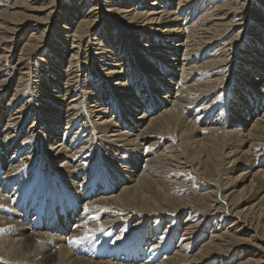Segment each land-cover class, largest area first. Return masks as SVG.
Here are the masks:
<instances>
[{"label":"bare ground","instance_id":"bare-ground-1","mask_svg":"<svg viewBox=\"0 0 264 264\" xmlns=\"http://www.w3.org/2000/svg\"><path fill=\"white\" fill-rule=\"evenodd\" d=\"M135 1L0 12V264H264V0Z\"/></svg>","mask_w":264,"mask_h":264},{"label":"rangeland","instance_id":"rangeland-1","mask_svg":"<svg viewBox=\"0 0 264 264\" xmlns=\"http://www.w3.org/2000/svg\"><path fill=\"white\" fill-rule=\"evenodd\" d=\"M24 0H0V12L2 11V12H5V11H9L8 9H10V8H15V6L17 5V3H18V5L17 6H19V4L21 3V2H23ZM51 1L53 2V1H55V0H40V2L38 3V5L36 6V7H38V8H40L39 10H41L42 12H40L39 14V17L38 18H40V17H42V19L44 20L43 21V23H45V25L48 23V21L49 20H46V22H45V16L44 15H46V14H48L50 11L52 12V11H55V12H63L62 10H58V7H60L61 6V4H62V2L63 1H67L68 3H67V5L70 7V8H76V9H78V10H80V14H81V12H82V14L80 15V14H78V16L77 15H75L74 17L76 18V21H77V18L80 16V17H82L83 16V14H85V13H87V12H89V9L91 8V5H94L93 3H95V2H92L91 3V1H93V0H57V1H55L54 3H53V5H54V8L53 7H51L50 6V3H51ZM98 1V0H97ZM106 1V3L107 4H111V3H114V1L116 2V4H119V5H122V7H125L126 9H131L133 6H135L136 5V1L135 0H105ZM223 1H228V0H218V2H223ZM230 1V0H229ZM228 1V2H229ZM236 1V6H237V4H238V6H237V8L239 9V11L240 12H242L243 14H241V16H236V19H240V18H244L245 17V15H247L246 13L248 12V10H250L251 12H252V9L253 8H257V9H259V8H261L260 6H258V5H256L257 3V1L258 0H235ZM10 2V3H9ZM79 2H82L79 6H80V9H79V7L77 6L78 4H79ZM230 2H234V0H231ZM70 3V4H69ZM41 4V5H40ZM44 4V6H42ZM73 4V5H72ZM96 4V3H95ZM133 4V5H132ZM46 5V6H45ZM10 6H12V7H10ZM16 6V7H17ZM49 7H51L49 10H48V8ZM47 9V11H45ZM55 9V10H54ZM245 11V12H244ZM7 12H5V13H7ZM85 12V13H84ZM41 13H42V15H41ZM100 18H102L101 20L102 21H104L105 20V16L104 15H102L101 14V16H100ZM1 22H3V20H1ZM49 23H51V21H49ZM47 24L46 26H49L50 24ZM239 23H241V22H239ZM239 23H237V24H239ZM3 24V26L5 25V26H7L6 25V23L4 24V23H2ZM249 24H251V23H249ZM116 25V24H115ZM255 25V24H254ZM45 26V27H46ZM250 27H253V26H250ZM31 29L32 28H30V30L29 29H26V31L24 32V35H25V38L23 39V41H19L18 42V44H16V53L17 54H19V51L18 50H20L21 49V46L23 45V43H24V41H26V40H28V37H29V35H30V32H31ZM43 29V28H42ZM42 29H38L39 31H35L34 32V34L35 35H40L41 34V32H42ZM50 29H51V26H50ZM239 31V30H238ZM238 31H236V32H238ZM38 32V33H37ZM115 32H116V30H115ZM114 32V33H115ZM254 32V31H253ZM253 32H251L250 34H245V32H244V34H243V39H244V45L245 44H248V42L249 41H252L253 39L252 38H250V37H253L254 35H256L255 33H253ZM37 33V34H36ZM232 35V34H231ZM2 36H4V37H8V35L7 34H5V35H2ZM35 37H37V36H34V38ZM52 37V31H51V36H50V38ZM230 38H231V36H229ZM233 37V36H232ZM50 38H47V40L45 41L46 42V44L44 43V45L42 44V48H43V50H41L40 52H39V56L37 57V58H39V59H41L42 58V56L44 57V59L47 61V62H50L51 61V53L50 52H48V46H49V44L48 43H50V41L51 40H49ZM255 39H257V38H255ZM48 41V42H47ZM128 43H129V45H128ZM128 43H122L120 46H121V48H122V50H123V52L124 51H127V52H131V51H133V48L131 47V42L129 41ZM2 47H0L1 49H3L4 50V48L5 49H8V48H10V46L8 45V44H0ZM51 48L53 49V51H54V49H56V48H54V47H52V45H51ZM217 48V47H216ZM55 51H57V50H55ZM48 52V53H47ZM49 54V55H48ZM8 56V54L6 55V57ZM48 56V57H47ZM88 57V58H87ZM90 57L88 56V54L86 55V59H85V62L86 63H88L87 61L88 60H90L89 59ZM43 59V58H42ZM49 61H48V60ZM5 61V60H4ZM38 63V62H37ZM46 63V62H45ZM4 64V65H3ZM38 65V66H37ZM37 65H35L34 67H33V69H35L36 71H38L39 70V77L40 78H43L45 75L44 74H46V73H44V68L46 67L45 66V64L43 65V64H41V62H39ZM90 65V64H89ZM13 66H14V60H12V59H6V61L5 62H2V64L0 65V71H3V76L1 75L0 76V80H2V78H6V79H9L10 81H9V84L7 85V88L8 87H12V88H14V86H15V83H16V76H13V75H11V72L13 71L12 70V68H13ZM88 68H89V66H88ZM90 68H91V66H90ZM3 69V70H2ZM11 69V70H10ZM10 70V71H9ZM6 71V72H5ZM8 71H9V73H8ZM14 77V78H13ZM35 86V85H34ZM264 86V84H262L261 86H260V88H262ZM5 102H6V100H5ZM147 103H148V101H147ZM263 111V110H262ZM262 111H261V113H262ZM34 118H36V117H34L33 115H32V118L31 119H34ZM36 121H39V118L36 120ZM30 122H32V121H30ZM31 124H29V120H27V121H25L24 123H22V125L20 126V128H19V130L20 131H26V129L30 126ZM3 125H0V129H1V127H2ZM24 128V129H23ZM30 147V146H29ZM28 147V148H29ZM12 149V148H11ZM15 150V149H14ZM13 152V151H12ZM8 155H9V153H8ZM6 161H9V157H8V159H6L5 160V162L4 163H6ZM7 164V163H6ZM99 167V166H98ZM100 168L101 169H99L98 171H99V174L102 172V166H100ZM41 170H42V172L43 171H45V172H47L48 173V170L45 168V166H41ZM47 170V171H46ZM0 171H4V170H0ZM241 172V171H240ZM240 172L237 174V175H239L240 174ZM0 174L2 175V173L0 172ZM44 174V173H43ZM47 178V177H46ZM47 183V185L44 183ZM48 178L47 179H42V184L41 183H38V178H35L33 181H32V184H29V186L31 187H33L34 188V186H37L38 185V189H37V191L35 192V191H33L32 192V190H28L27 189V187L26 186H28V184L26 185V186H23V187H26V188H21V187H18V189H16V187H13L12 186V188H14V192H15V190H19V191H16V193H15V195H14V197L15 198H12L11 197V199H10V202H12V200H14V202H12L11 204L14 206V208L16 209V212L18 211V209L17 208H19V213H22L23 212V210L25 209L24 207L27 205V202H29L30 200L28 199V197H32V198H36V200H37V204L39 205V206H41L42 204L44 205V204H47L49 201H50V203L51 204H53L54 206H55V208H57L58 209V207L60 208L61 206H63V207H65L66 205H67V201L66 202H63L62 200H61V198L60 197H62V196H65V197H67L66 195H68V192H65V193H63V195L61 194V196L59 197V196H54L53 194H52V192H51V189H50V187L48 186ZM10 183V182H9ZM11 185L13 184V182H11L10 183ZM49 184H50V182H49ZM10 185V186H11ZM46 185V186H45ZM44 186V187H43ZM20 188H21V190H20ZM23 189V190H22ZM28 190V191H27ZM50 190V191H49ZM19 192V193H18ZM10 193V192H9ZM21 194V195H20ZM31 194H34V195H31ZM20 195V196H19ZM17 196H18V198H17ZM22 198H24V199H22ZM58 198V199H57ZM18 199V201L19 200H22L21 202H22V204H20L19 206H18V204H17V200ZM40 199V200H39ZM42 199V200H41ZM39 203H41V204H39ZM38 205H36V207H39ZM42 205V206H43ZM60 205V206H59ZM16 206H17V208H16ZM42 206L41 207H39L38 209L39 210H41V208H42ZM58 206V207H57ZM30 207L31 208H35V206L33 205V204H30ZM21 208V209H20ZM24 208V209H23ZM23 209V210H22ZM37 209V210H38ZM21 211V212H20ZM31 212H33V211H31ZM30 213L28 212V215H29ZM43 216H45L44 214H43ZM62 216H64V213L62 212V211H60L59 213H58V217H62ZM4 218H6V217H4ZM36 218V217H35ZM30 219V218H29ZM56 219V218H55ZM55 219H53V221L50 223V222H48V220H42L41 221V223H42V228H44V229H46V231H49V232H54L55 231ZM31 220V219H30ZM25 223H28L27 221H24ZM38 223H39V225H40V222L38 221ZM47 223H48V225H47ZM51 225V226H50ZM60 233H61V231H59ZM76 235H78V234H76ZM112 235V234H111ZM110 235V236H111ZM69 236V235H68ZM113 239V237L111 236V239L109 238V240L111 241ZM233 256L234 255V252L233 253H230L229 255H228V257L229 256ZM235 256V255H234ZM246 259V258H245ZM244 259V260H245ZM232 262H229V263H233V260H231Z\"/></svg>","mask_w":264,"mask_h":264},{"label":"snow or ice","instance_id":"snow-or-ice-1","mask_svg":"<svg viewBox=\"0 0 264 264\" xmlns=\"http://www.w3.org/2000/svg\"><path fill=\"white\" fill-rule=\"evenodd\" d=\"M72 242H73V243H78L79 240H78V239H74Z\"/></svg>","mask_w":264,"mask_h":264}]
</instances>
